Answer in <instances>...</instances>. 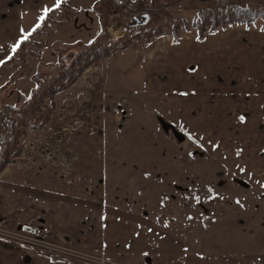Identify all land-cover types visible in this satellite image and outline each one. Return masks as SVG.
<instances>
[{
    "label": "rangeland",
    "instance_id": "obj_1",
    "mask_svg": "<svg viewBox=\"0 0 264 264\" xmlns=\"http://www.w3.org/2000/svg\"><path fill=\"white\" fill-rule=\"evenodd\" d=\"M59 6L46 32L50 40L66 16L61 12L65 5ZM195 11L172 6L141 26H132V18L119 12L106 14L95 47L108 52L55 95L54 108L39 129L20 125L22 148L6 170L11 165L29 173L44 170L55 184L100 200L105 218L116 222V234L124 237L122 248L132 240L131 250L141 252L139 258L147 257L148 264H264V145L259 156L242 152L244 146L190 129L170 110L141 97L145 46L166 36L174 42L183 33H197ZM251 27L264 29V20ZM38 33L31 36L39 38L43 52L46 35ZM5 53H0V102L11 103L7 72L1 71ZM180 94L184 101L193 100V90ZM44 101L21 118L22 124L41 121L49 107ZM0 245L17 244L0 239Z\"/></svg>",
    "mask_w": 264,
    "mask_h": 264
},
{
    "label": "crops",
    "instance_id": "obj_2",
    "mask_svg": "<svg viewBox=\"0 0 264 264\" xmlns=\"http://www.w3.org/2000/svg\"><path fill=\"white\" fill-rule=\"evenodd\" d=\"M61 1L65 5L61 12L66 16L59 20L50 40L46 32L57 18L58 0H0V53L6 52L1 71L7 72L11 89L27 92L34 87L32 76L39 63L58 59L54 42L89 43L99 35L101 24L93 10L97 0L88 4ZM227 1L240 7L247 3L264 5V0ZM182 5L193 10L221 6L219 0H182ZM45 12L50 17L38 33L40 38L46 35L44 53L36 36L15 51L19 40L32 31ZM251 26L233 24L206 34L200 41L196 32H189L177 42L166 36L149 43L143 52L141 97L170 110L190 129L220 142L224 137L226 145L244 146L242 152L253 150L259 156L264 145V29ZM187 90H193L190 102L180 94ZM244 129L250 134L242 135ZM213 130L221 132L214 135ZM6 168L0 172V224L10 229L30 227L34 234L52 241H67L76 248L106 253L132 264L142 260L148 264L147 257L139 258L141 252L131 250L132 240L130 246L125 242L122 248L124 237L116 234V222L105 218L100 200L55 184L44 170L29 173L15 165ZM0 264L81 263L17 244L0 245Z\"/></svg>",
    "mask_w": 264,
    "mask_h": 264
},
{
    "label": "trees",
    "instance_id": "obj_3",
    "mask_svg": "<svg viewBox=\"0 0 264 264\" xmlns=\"http://www.w3.org/2000/svg\"><path fill=\"white\" fill-rule=\"evenodd\" d=\"M59 4H62V1ZM219 4L226 6L225 8L197 9L195 11L193 26H198L197 40H203L206 34L225 29L234 23H243L248 26L259 19L264 20V5L247 3L240 7L228 4L227 0H219ZM172 6L182 7V0H97L93 5V10L97 13L101 24L97 38L104 34V17L110 12H119L131 18L149 14V19H151V16L159 11H165ZM41 17L43 19H39L32 31L19 40L15 51L23 48L32 34L43 29L50 15L45 12ZM147 22L138 25H145ZM184 22H186L185 19ZM173 26L177 27V24L175 23ZM97 38L89 43L81 41L54 42L52 48L58 59L55 63H39L36 73L32 76L34 87L27 92L11 89L6 99L13 97V101L11 103L0 102V172L21 151L22 146L17 143L18 135L22 132L20 125L29 129H39L47 120L50 110L54 108L55 95L73 84L84 69L99 56L106 55L108 52L106 48L95 47ZM178 40L174 37V42ZM45 99L49 100V107L45 116H41V121L22 124L21 118L33 113L35 108H39L37 106L40 103L45 102Z\"/></svg>",
    "mask_w": 264,
    "mask_h": 264
},
{
    "label": "built area",
    "instance_id": "obj_4",
    "mask_svg": "<svg viewBox=\"0 0 264 264\" xmlns=\"http://www.w3.org/2000/svg\"><path fill=\"white\" fill-rule=\"evenodd\" d=\"M91 67L85 70L88 73ZM38 153V151H36ZM64 152V150H63ZM66 153V151H65ZM41 154V153H40ZM46 157V155H45ZM21 159H25L24 152L20 155ZM28 157L27 160H30ZM0 239L11 244H18L27 248H32L40 252L51 254L53 256L67 259L70 261H79L85 264H122L100 258L89 251L76 248L67 242H56L47 238L40 237L31 232L22 229H10L0 224Z\"/></svg>",
    "mask_w": 264,
    "mask_h": 264
},
{
    "label": "water",
    "instance_id": "obj_5",
    "mask_svg": "<svg viewBox=\"0 0 264 264\" xmlns=\"http://www.w3.org/2000/svg\"><path fill=\"white\" fill-rule=\"evenodd\" d=\"M149 17H150L149 14H144V15H142L140 17H133L132 21H131V25L135 26V25H138V24H143V23L148 21ZM23 229L28 231V232H31V233H35L36 232L35 229H31L30 227H24Z\"/></svg>",
    "mask_w": 264,
    "mask_h": 264
},
{
    "label": "flooded vegetation",
    "instance_id": "obj_6",
    "mask_svg": "<svg viewBox=\"0 0 264 264\" xmlns=\"http://www.w3.org/2000/svg\"><path fill=\"white\" fill-rule=\"evenodd\" d=\"M34 234V233H33ZM37 235V234H36ZM39 236V235H38ZM40 237H43V236H40ZM43 238H45V237H43ZM29 249H32V248H29ZM32 250H34V251H36V252H38V253H43V252H40V251H38V250H35V249H32Z\"/></svg>",
    "mask_w": 264,
    "mask_h": 264
},
{
    "label": "snow or ice",
    "instance_id": "obj_7",
    "mask_svg": "<svg viewBox=\"0 0 264 264\" xmlns=\"http://www.w3.org/2000/svg\"><path fill=\"white\" fill-rule=\"evenodd\" d=\"M59 3H60V0H58L57 7L59 6ZM41 19H43V17H41ZM145 255H147V254H145Z\"/></svg>",
    "mask_w": 264,
    "mask_h": 264
}]
</instances>
